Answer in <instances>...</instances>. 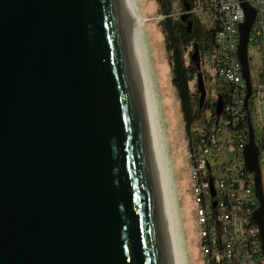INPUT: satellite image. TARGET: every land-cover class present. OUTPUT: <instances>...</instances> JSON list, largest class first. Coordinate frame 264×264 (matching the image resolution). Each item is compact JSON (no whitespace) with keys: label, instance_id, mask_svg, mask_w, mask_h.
I'll return each instance as SVG.
<instances>
[{"label":"water","instance_id":"1","mask_svg":"<svg viewBox=\"0 0 264 264\" xmlns=\"http://www.w3.org/2000/svg\"><path fill=\"white\" fill-rule=\"evenodd\" d=\"M239 1L248 107L257 12ZM197 90L202 109L203 73ZM0 264H177L128 0H0Z\"/></svg>","mask_w":264,"mask_h":264},{"label":"built area","instance_id":"2","mask_svg":"<svg viewBox=\"0 0 264 264\" xmlns=\"http://www.w3.org/2000/svg\"><path fill=\"white\" fill-rule=\"evenodd\" d=\"M248 2L257 12L250 37V45L256 47L264 43V0ZM198 12L208 15L211 25L219 27L216 55L205 79L208 97L218 98L219 84L226 87L227 95L221 115L208 110L187 138L204 263L264 264L260 231L253 219L260 207L255 176L245 160L253 133L260 164L264 163V124L260 112L264 85L259 81L252 84L253 94L246 107L247 85L238 57L240 28L245 21L240 1L202 0ZM251 104L259 111L258 127L253 123Z\"/></svg>","mask_w":264,"mask_h":264},{"label":"rangeland","instance_id":"3","mask_svg":"<svg viewBox=\"0 0 264 264\" xmlns=\"http://www.w3.org/2000/svg\"><path fill=\"white\" fill-rule=\"evenodd\" d=\"M135 9L146 21L140 28L142 55L151 94L154 120L158 133L172 218L176 232L181 264H205L201 248V231L198 226L197 206L187 154L188 143L178 94L172 83V72L164 35L159 26L163 19L156 0H133ZM206 28H211L208 15L197 13ZM249 46L251 77L253 84L264 72V48ZM213 59L205 58L204 72L212 68ZM197 89V80L191 85ZM206 91L207 85L205 84ZM208 97V93H207ZM252 101V100H251ZM260 112L264 121V99ZM253 123L261 124L256 107L251 104ZM264 185V163L261 164ZM261 209V207H260Z\"/></svg>","mask_w":264,"mask_h":264},{"label":"trees","instance_id":"4","mask_svg":"<svg viewBox=\"0 0 264 264\" xmlns=\"http://www.w3.org/2000/svg\"><path fill=\"white\" fill-rule=\"evenodd\" d=\"M156 1L160 8L159 14L163 17L159 26L167 45L172 83L178 94L186 135L189 138L193 125L208 110L216 111L219 97L222 98L224 105L227 102L226 87L219 84L216 86L218 98L207 97L204 107L201 109L199 92L197 89L193 91L191 87L200 73H203L204 81L208 77L202 64L205 58L214 59L216 55L215 37L219 27L211 25L210 29L206 28L197 15L202 0ZM256 47L262 49L264 43H260ZM257 81L264 85V72L261 73L260 80ZM261 148H264V138Z\"/></svg>","mask_w":264,"mask_h":264},{"label":"bare ground","instance_id":"5","mask_svg":"<svg viewBox=\"0 0 264 264\" xmlns=\"http://www.w3.org/2000/svg\"><path fill=\"white\" fill-rule=\"evenodd\" d=\"M130 9L132 12V15L136 21V40H137V46H138V53H139V58H140V63H141V68L147 88V93H148V99H149V106H150V112H151V118H152V123H153V128H154V133H155V138H156V143H157V149H158V154H159V159H160V164H161V170H162V175H163V181H164V186H165V192H166V197H167V203H168V209H169V215H170V221H171V227H172V233H173V239H174V245H175V251H176V258H177V264L180 263V255L178 252V246H177V239H176V232L174 228V223H173V218H172V211H171V204H170V199H169V193H168V186H167V181H166V174H165V169H164V163H163V158H162V153H161V148H160V143H159V138H158V133L155 125V118H154V113H153V106H152V101H151V94L149 92L150 88L148 85V79L146 75V70L144 66V60H143V55H142V44H141V35H140V28L141 26L144 25V22L146 21L144 18L140 17L139 14L137 13L133 0H128ZM143 24V25H142Z\"/></svg>","mask_w":264,"mask_h":264},{"label":"crops","instance_id":"6","mask_svg":"<svg viewBox=\"0 0 264 264\" xmlns=\"http://www.w3.org/2000/svg\"><path fill=\"white\" fill-rule=\"evenodd\" d=\"M259 112V111H258ZM262 115V114H261ZM262 122H263V124H264V121H263V119H262Z\"/></svg>","mask_w":264,"mask_h":264}]
</instances>
